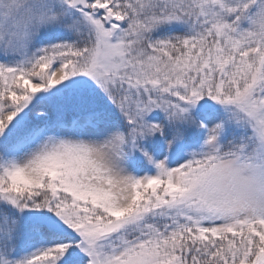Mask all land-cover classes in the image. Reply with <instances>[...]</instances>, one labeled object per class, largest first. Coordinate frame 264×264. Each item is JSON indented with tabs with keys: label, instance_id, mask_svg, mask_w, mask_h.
Instances as JSON below:
<instances>
[{
	"label": "snow or ice",
	"instance_id": "obj_1",
	"mask_svg": "<svg viewBox=\"0 0 264 264\" xmlns=\"http://www.w3.org/2000/svg\"><path fill=\"white\" fill-rule=\"evenodd\" d=\"M0 264H264V0H0Z\"/></svg>",
	"mask_w": 264,
	"mask_h": 264
}]
</instances>
